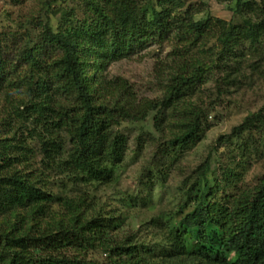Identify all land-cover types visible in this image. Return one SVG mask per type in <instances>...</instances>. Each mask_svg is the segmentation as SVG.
<instances>
[{"label": "trees", "instance_id": "1", "mask_svg": "<svg viewBox=\"0 0 264 264\" xmlns=\"http://www.w3.org/2000/svg\"><path fill=\"white\" fill-rule=\"evenodd\" d=\"M139 4L100 0L96 19L72 18L63 31L47 22L39 37L14 38L11 46L0 40V264H264V174L240 189L234 172H224L223 181L210 176L209 156L180 187L193 181V209L167 230L159 225L154 243L115 239V217L103 199L73 193L75 186L97 191L113 184L126 123L180 104L215 67L219 88L247 79L243 57L230 64L229 54L264 33V0H237L240 23L197 19L192 4ZM171 38L162 100L140 99L126 79L108 77L114 61ZM211 39L218 51L205 48ZM261 61L247 66L251 75L264 73ZM186 114L169 142L176 152L189 150L208 123L203 109ZM239 129L264 138V112L247 116ZM222 186L231 187L228 203L217 199ZM91 250H103L106 259L83 256Z\"/></svg>", "mask_w": 264, "mask_h": 264}, {"label": "rangeland", "instance_id": "2", "mask_svg": "<svg viewBox=\"0 0 264 264\" xmlns=\"http://www.w3.org/2000/svg\"><path fill=\"white\" fill-rule=\"evenodd\" d=\"M137 1L140 7L146 5L148 8L152 4L159 8H180L187 4L184 5L186 8L192 4L197 19L208 17L212 22L216 19L227 23L241 22L235 15L237 0ZM98 3L100 0H0L2 45H14V38L18 39V43H24L28 35L39 37L47 22L54 30L63 31L70 26L69 20L72 18L73 21H83L87 17L96 19ZM175 42L171 38L161 44L150 43L136 48L132 55L114 61L108 67V77L126 79L140 99L162 100L167 94L164 92V84L169 76ZM216 46V40L211 39L205 48L212 47L218 51ZM240 57L245 60L242 68L249 75L241 84L219 88L217 79L220 71L215 67L194 84V89L188 92L179 106L159 107L151 111L146 119L123 125L121 130L127 136V144L123 160L115 168L113 184L97 191L75 186L74 194L88 193L103 199L107 212L115 217V239L129 242L147 240V243H154L159 225L167 230L182 218L180 215L191 211L195 196L190 195L193 181L189 182L186 189L180 187L189 175L203 166L209 156L211 172H215L210 175L213 178L217 176L223 181L224 172L227 171L239 175L241 181L235 179L233 185L237 184L240 189L258 183L264 174V138L256 133L253 136L246 131L239 133V128L247 116L264 112V73L251 75V68L247 67L258 59L264 64V33L259 42L246 41L235 56L229 54L228 63L232 64L231 60ZM220 89L224 91L220 92ZM4 107V101L1 100V113ZM199 108L208 114V123L200 139L189 150L176 152L169 143L171 138L187 117L186 112L199 111ZM248 142L252 143L250 149H246ZM164 150L168 151L165 155ZM224 183L221 182V185ZM229 189L231 187H220L217 199L223 202ZM56 208L59 210L60 206L56 204ZM83 256L100 261L106 259L103 250H91Z\"/></svg>", "mask_w": 264, "mask_h": 264}]
</instances>
